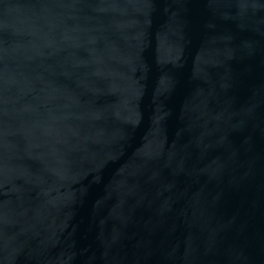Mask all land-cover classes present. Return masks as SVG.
<instances>
[{"label":"water","instance_id":"1","mask_svg":"<svg viewBox=\"0 0 264 264\" xmlns=\"http://www.w3.org/2000/svg\"><path fill=\"white\" fill-rule=\"evenodd\" d=\"M0 264H264V0H0Z\"/></svg>","mask_w":264,"mask_h":264}]
</instances>
